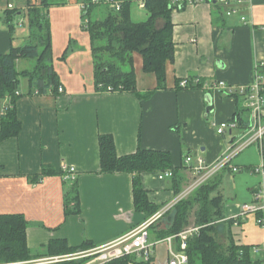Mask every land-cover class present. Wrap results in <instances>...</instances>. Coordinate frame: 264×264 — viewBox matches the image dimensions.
Returning <instances> with one entry per match:
<instances>
[{"label":"crops","instance_id":"crops-1","mask_svg":"<svg viewBox=\"0 0 264 264\" xmlns=\"http://www.w3.org/2000/svg\"><path fill=\"white\" fill-rule=\"evenodd\" d=\"M169 1L184 4L181 10L175 9L171 14L174 61L167 64L165 84L159 89L155 75L144 73L142 58L134 53L137 97L129 92H107L96 87L90 38L82 25L83 0H46L52 67L63 93L53 94L48 90L38 94L28 77H20L16 112L22 129L17 137L0 143V215L24 217L26 244L33 256L57 240L65 241L71 248L85 241L94 248L103 247L162 213L152 223L156 227L148 229L154 244L157 240L153 232L168 228L170 221L165 214L195 179L184 165L185 158L200 157L213 166L226 157L230 144L249 137L251 111L241 113L249 125L246 130L236 126L221 135L217 130L221 124L231 123L238 109L246 108L245 94L244 100H237L227 93L228 89L249 88L256 73L262 77L264 86V0H252L251 5L245 3L231 17L224 15V7H221L223 15L219 16L209 0ZM38 2L0 0V55L27 44L30 34L27 11ZM103 8L98 5L91 10V14L95 13L94 20L103 18ZM11 9L18 10L13 32L9 31L4 15ZM129 13L133 23L148 19L136 0L131 3ZM240 15L250 23L243 25ZM36 64L35 59H19L16 70L31 73ZM186 79H195L198 84L179 87ZM220 83L226 89L211 88ZM5 103L1 102L0 106ZM261 124L264 125V112ZM100 136L112 137L117 157L132 155L138 149L169 153L173 167H183V191L175 195L171 184L158 180L157 173L141 174L142 189L149 203L159 210L150 218L136 212L134 175L100 172ZM232 139L235 141L230 142ZM254 145L258 160L250 152L233 164L249 146L208 180L221 179L224 172L247 173L249 196L242 205L251 203L254 191L264 187L262 175L254 172L264 166V136ZM62 165L75 168L74 180L58 175ZM43 167L57 174L36 182L34 179ZM230 167L238 171L232 172ZM73 188L78 191L80 210L66 216L64 200ZM241 206L225 207L226 220L236 215ZM152 251L149 264H167L165 243L155 245Z\"/></svg>","mask_w":264,"mask_h":264},{"label":"trees","instance_id":"trees-1","mask_svg":"<svg viewBox=\"0 0 264 264\" xmlns=\"http://www.w3.org/2000/svg\"><path fill=\"white\" fill-rule=\"evenodd\" d=\"M135 0H124L119 12L105 5L103 18L91 19V10L96 7L90 0H83L86 8V22L83 29L89 34L90 47L94 62V82L103 91L136 93V79L133 71V54L141 56L144 73L154 74L158 88L164 87L166 66L174 61L172 11L181 10L183 3H173L169 0H144V9L148 14L145 22L133 23L130 19V5ZM138 1V0H136ZM38 5H30L27 11L29 39L27 44L19 48H10L9 52L0 55V103L6 101L5 111L0 115V143L15 138L22 129L17 117L16 95L19 88V78L28 77L38 94L51 90L57 94L59 80L52 67V48L50 24L46 13V0H39ZM219 16L223 15L221 6L211 1ZM105 9V10H104ZM5 22L10 32L17 19L18 10L5 12ZM19 59H35L37 64L33 72L18 73L16 61ZM259 68V67H257ZM193 80V79H190ZM191 84L187 87H192ZM264 87V86H263ZM237 100L244 94H231ZM246 96V95H245ZM2 108L0 109V111ZM4 110V109H3ZM250 111L247 107L238 109L231 123L246 130L248 123L241 113ZM236 139V138H235ZM100 155V172L102 174L126 173L134 175L133 199L136 212L146 218L155 215L159 208L150 204L146 192L142 189L140 176L145 173L172 172L171 189L175 195L180 194L185 178L181 174L183 167L174 168L169 153L143 150L126 157H117L112 137L100 136L98 139ZM57 174L43 167L40 175L34 179ZM58 175L62 176L60 171ZM221 179H213L201 185L186 199L177 202L168 211L170 225L165 230L153 232L157 241L176 235L190 225L189 218L193 215V224L201 227L199 233L188 242L189 264H260L252 260L250 245L236 243L231 230L233 220H226L224 215V199L219 191ZM79 198L77 188H73L64 200L65 215L79 213ZM242 223H239V225ZM154 224L149 229L154 228ZM27 222L21 215H0V264H10L32 261L34 259L69 255L78 251L94 248L85 241L81 246L71 248L65 241H51L33 256L26 244ZM224 239V240H223ZM228 240V242H227ZM62 264H82L66 262ZM109 264H149L137 261L135 256H124Z\"/></svg>","mask_w":264,"mask_h":264},{"label":"built area","instance_id":"built-area-1","mask_svg":"<svg viewBox=\"0 0 264 264\" xmlns=\"http://www.w3.org/2000/svg\"><path fill=\"white\" fill-rule=\"evenodd\" d=\"M204 1V0H200ZM214 1L221 7L225 8L224 15L231 17L239 13L240 8L245 4L251 5L252 0H209ZM92 5H105L109 9L119 12L123 1L121 0H90ZM144 0H138V6L144 8ZM86 5H82V10H85ZM240 21L243 25H247L250 22L247 21L246 17L240 15ZM197 85L198 81L193 79H186L179 83V87L185 88L190 85ZM262 77L256 73L255 81L249 88L228 89L227 93L238 92L239 94H245L247 98L246 107L251 111L252 122L249 128V137L246 139L240 138L234 143L227 147L226 157L220 160L213 166H208L205 161L200 157L187 156L184 160L186 168L195 176L194 181L187 187L185 192L181 194L178 201L185 199L197 188L206 183L216 172L221 170L223 167H228L231 159L244 148L251 145L258 144L264 136V125L261 124L262 115L264 112V94L262 87ZM101 87V86H100ZM213 89H226L223 84L213 85ZM107 92H111L110 88H107ZM59 94L63 93V89L59 87L57 89ZM0 114L5 111V108L0 106ZM4 109V110H3ZM235 123H223L218 127L217 133L223 134L227 129H234ZM245 139V140H244ZM232 172H237L236 167H230ZM61 172L65 180L75 179V168L62 165ZM255 173H260L264 179V166L255 169ZM172 178L171 171H165L158 174V180H165ZM176 202V203H177ZM165 210V209H164ZM163 210V211H164ZM162 213H158L152 219L145 224L141 225L137 229H134L124 237L113 241L103 247L91 248L84 251H78L69 255L56 256L46 259H40L35 261L10 263V264H62L66 262H78L82 264H109L111 261L122 258L124 256H135L136 258L149 262L152 258L153 247L160 243H165L168 247V261L167 264H189V258L187 254L188 242L191 238L199 233L201 227L190 225L189 227L182 230L180 233L169 236L163 240L156 241L154 244L148 243L149 226L157 219L161 217ZM251 218L254 225L263 231L264 233V187H260L254 191L252 195V202L241 206L240 211L233 215L229 220L234 221V226L238 227L239 223ZM250 256L252 260L264 264V236L260 243L250 245Z\"/></svg>","mask_w":264,"mask_h":264},{"label":"rangeland","instance_id":"rangeland-1","mask_svg":"<svg viewBox=\"0 0 264 264\" xmlns=\"http://www.w3.org/2000/svg\"><path fill=\"white\" fill-rule=\"evenodd\" d=\"M93 6H98V5H93ZM94 17H95V13H92L90 15V18L94 19ZM86 18L87 17L82 18V25L85 24ZM256 146L257 145H252L249 148H247L245 151H243L236 159L233 160V164H237L242 158L245 157L247 153L250 152L253 154V158L258 160V154L253 152L254 149L257 150ZM221 175H222L221 185L219 187V191L224 199V207H227L229 205L234 207L241 206L243 202L246 201L247 196H249V193L246 190L247 187L246 184L248 182V179L246 178L247 173L242 172L234 175L231 174L229 175L226 172H224ZM164 182L170 185L171 178L165 179ZM188 186H190V183H188L185 188H187ZM182 191L183 190H181V192ZM224 215L225 217L227 216L226 212L224 213ZM189 221H190V225H192L194 221L192 215L190 216ZM231 233L236 243L242 245H250L251 243L260 242L264 236L263 231H261L260 229L258 230V228L252 222L251 218H249L246 222L242 221V224H240L238 227L232 228ZM149 234H151V231L149 232ZM151 242L152 239L150 236L148 238V243L151 244Z\"/></svg>","mask_w":264,"mask_h":264},{"label":"water","instance_id":"water-1","mask_svg":"<svg viewBox=\"0 0 264 264\" xmlns=\"http://www.w3.org/2000/svg\"><path fill=\"white\" fill-rule=\"evenodd\" d=\"M232 141H233V139L230 142H232Z\"/></svg>","mask_w":264,"mask_h":264}]
</instances>
